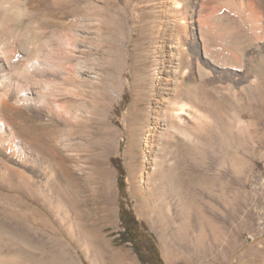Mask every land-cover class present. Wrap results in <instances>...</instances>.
Here are the masks:
<instances>
[{"label": "bare ground", "instance_id": "6f19581e", "mask_svg": "<svg viewBox=\"0 0 264 264\" xmlns=\"http://www.w3.org/2000/svg\"><path fill=\"white\" fill-rule=\"evenodd\" d=\"M37 13L46 22L29 40L12 22ZM253 56L264 65V0H0V264H83V251L89 264L121 261L102 228L115 213V101L127 86L139 209L194 260L209 254L214 123L227 105L215 96L264 90Z\"/></svg>", "mask_w": 264, "mask_h": 264}, {"label": "rangeland", "instance_id": "374dc122", "mask_svg": "<svg viewBox=\"0 0 264 264\" xmlns=\"http://www.w3.org/2000/svg\"><path fill=\"white\" fill-rule=\"evenodd\" d=\"M28 18L15 19L12 23L21 31L23 30L22 33L31 40L36 36L42 22H46V20L43 19L45 17L41 13L34 14L31 19ZM51 34L48 30L47 33L35 39L36 43L41 44L45 40L47 41ZM254 57L251 59L250 74L261 77L262 81L259 80V83L264 85L263 62L259 61V57ZM253 62H256V64ZM262 66L263 68H261ZM257 67L261 71L263 70L262 73ZM259 90H254V93L251 91L252 94L243 91V95L241 94L242 99L239 97L237 100L231 94L226 95L228 97L226 99L229 101L223 95L216 94L215 96L218 100L222 96L227 103L226 106L220 104L219 114L215 115L214 123L216 126V153L214 155L213 170L216 178L214 179V198H216L213 204V207H215L212 210V223L216 232L212 240L213 250L207 255H201L199 260H194L193 251L187 250V252L184 246L177 241L176 236H170V232L164 231V227L161 226L162 223L156 213L143 212L139 209V199L133 193L128 181L127 127L124 124L127 109L132 102L133 92L130 86L121 91L115 101V107H120V110L116 112L119 122L115 127H118L121 135L116 144L117 153L115 157L117 159H112L111 163L116 171L115 199L113 203L115 213L106 212L109 219L102 228L105 240L110 243L111 248L121 254V261L115 260L114 264H144L142 257L136 251L130 239L124 235L125 227L122 222V214L125 211L132 215L137 225L147 236L139 243L143 246L154 244L164 264H264V90L260 88ZM260 95H263V97H260ZM123 101L125 103L120 106L119 104ZM242 114H244V118L240 122L239 118ZM91 126H95V123ZM74 134L77 137L80 136L78 132L74 131ZM200 146L199 165L201 167L203 145ZM81 149L83 150V147ZM220 150L224 151L225 154ZM81 163L83 168V158ZM78 177L83 187V169L79 172ZM200 188L198 189L199 196L203 195ZM201 191H204V189L201 188ZM71 207L74 208L73 202H71ZM86 208L92 212L89 221L93 224H99L103 212L98 209V205L90 203ZM198 209L202 212L200 203ZM176 228L177 225H173V229ZM165 237L166 239L168 237V239L166 240ZM171 244L174 245V251L170 250L172 248ZM166 246L169 248L166 249ZM143 250H145V247H143ZM83 264H89V258L84 251Z\"/></svg>", "mask_w": 264, "mask_h": 264}, {"label": "flooded vegetation", "instance_id": "af4514ba", "mask_svg": "<svg viewBox=\"0 0 264 264\" xmlns=\"http://www.w3.org/2000/svg\"><path fill=\"white\" fill-rule=\"evenodd\" d=\"M122 222L125 227L126 236L130 239L139 255L147 261L152 259L157 251V248L154 244L150 246H147L145 244V246H143L139 243L147 236L144 234L143 230L137 225L132 215L126 211L123 212ZM143 247H145V250H143Z\"/></svg>", "mask_w": 264, "mask_h": 264}, {"label": "trees", "instance_id": "16d2710c", "mask_svg": "<svg viewBox=\"0 0 264 264\" xmlns=\"http://www.w3.org/2000/svg\"><path fill=\"white\" fill-rule=\"evenodd\" d=\"M125 235H126V232H125ZM143 263L144 264H164V261L161 259L159 251L157 250L152 259H150L149 261L143 259Z\"/></svg>", "mask_w": 264, "mask_h": 264}]
</instances>
